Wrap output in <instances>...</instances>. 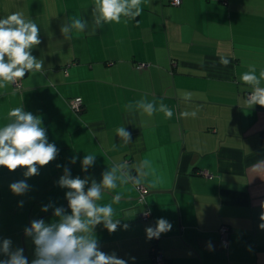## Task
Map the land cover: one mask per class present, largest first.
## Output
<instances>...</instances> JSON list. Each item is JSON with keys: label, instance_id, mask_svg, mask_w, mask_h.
Here are the masks:
<instances>
[{"label": "crops", "instance_id": "0c3cea01", "mask_svg": "<svg viewBox=\"0 0 264 264\" xmlns=\"http://www.w3.org/2000/svg\"><path fill=\"white\" fill-rule=\"evenodd\" d=\"M95 4L0 0V18L22 12L37 23L41 43L31 51L44 60V75L28 72L20 88L11 82L0 87V127L23 105L41 117L49 143L59 149L56 159L37 166L38 175L26 178L25 168L0 167V239L10 238L14 248H22V239L33 258L25 227L33 219H57L42 206L71 213L68 189L56 183L63 175L57 165L99 183L114 163L146 161L143 198L129 183L106 189L97 201L112 204L113 219L120 220L115 232L96 226L103 252H115L128 264H151L153 251L167 264H264V176L254 167L264 160V107L247 105L253 87L240 78L249 65L257 76L264 70V0H141L138 17L99 28L92 23ZM72 16L87 19L89 27L69 39L60 27ZM221 56L230 60L227 66ZM75 96L82 99L78 110L69 104ZM161 98L173 110L171 118L127 109L140 99L158 105ZM191 111H197L195 118L180 115ZM121 126L132 133L131 143L118 137ZM86 154L96 155V162L84 172ZM20 180L30 189L15 195L9 185ZM90 186L91 180L85 191ZM117 194L121 199L113 202ZM146 209L149 215L142 218ZM158 218L172 229L149 240L145 228ZM222 224L230 228L225 246Z\"/></svg>", "mask_w": 264, "mask_h": 264}, {"label": "clouds", "instance_id": "9594fccd", "mask_svg": "<svg viewBox=\"0 0 264 264\" xmlns=\"http://www.w3.org/2000/svg\"><path fill=\"white\" fill-rule=\"evenodd\" d=\"M141 0H96L92 8V23L101 27L105 23H119L122 17L135 19L142 8ZM89 27L88 20L79 17H69L61 24L60 31L65 38H71L75 32H84ZM40 28L32 18H25L22 12H13L4 18H0V87L5 82L15 83L19 78L25 77L28 72H40L44 75V60L32 55V49L41 43L39 38ZM219 62L227 66L230 60L221 56ZM241 80L252 85L253 90L246 101L249 107L260 105L264 107V70L256 74L255 65H249L248 71L241 75ZM129 112L142 110L151 116L159 111L168 118L174 112L168 105L161 102L145 99L137 100L134 104L127 105ZM11 118L7 124L0 127V167L14 171L18 167L25 168L24 176L31 177L39 174L37 166H44L56 159L59 149L53 143H49L46 129L42 126V119L25 111L23 105L13 108L9 113ZM183 117L197 116V111L183 112ZM118 137L125 144L132 142V133L125 126L116 129ZM77 157L73 156L70 163H76ZM96 162V155L86 154L81 162L82 171L87 172ZM264 160L259 161L256 167L257 174L264 176ZM63 167V175L60 176L57 185L68 189L65 198L69 214L63 206L56 207L53 204L44 205L42 212H48L51 208L53 217L51 222L44 219H33L30 225L25 227L26 237L31 238L34 244L33 258L29 260L21 247H13L10 238L0 239V264H128L125 259L119 258L115 252L105 253L100 249L98 239L95 236L97 225L103 226L111 233L120 225L119 219H113L114 208L112 204L99 205V201L106 189H116L118 185L131 183L138 189L146 182V161L129 165L127 162L113 164L102 173L99 183L90 176L81 179L80 176L72 177L68 167ZM135 170L136 175L132 172ZM91 180V186L85 191V186ZM10 191L15 195H23L30 189L25 180L13 182L9 185ZM120 195L113 197V202H119ZM23 206V201L20 202ZM264 209V201L261 202ZM264 220V212L261 214ZM125 229L128 225L123 226ZM264 229V223L259 225ZM172 229V224L165 218H158L155 226H147L145 233L147 239L159 238L162 233ZM210 250L211 244L206 245ZM131 259H135L134 257Z\"/></svg>", "mask_w": 264, "mask_h": 264}, {"label": "built area", "instance_id": "2783aa9c", "mask_svg": "<svg viewBox=\"0 0 264 264\" xmlns=\"http://www.w3.org/2000/svg\"><path fill=\"white\" fill-rule=\"evenodd\" d=\"M170 2L172 4H179L180 0H170ZM138 67H141V64H137ZM13 86L15 88H20L21 87V78L17 79L15 81V83H13ZM250 94V93H249ZM69 104L72 107V109L78 110L80 108V106L82 105V99L80 96H75L69 99ZM135 176V175H133ZM138 189V188H137ZM139 190V200L141 198H143L144 194L147 192V188L143 185L141 188L138 189ZM149 215V210L146 209L143 213H142V218H147ZM219 231H220V241L222 244L226 245L228 242V238H229V228L226 225H221L219 227ZM155 262L156 264H163L161 256L159 254H157L155 256Z\"/></svg>", "mask_w": 264, "mask_h": 264}, {"label": "trees", "instance_id": "16d2710c", "mask_svg": "<svg viewBox=\"0 0 264 264\" xmlns=\"http://www.w3.org/2000/svg\"><path fill=\"white\" fill-rule=\"evenodd\" d=\"M222 225H226L228 228H229V226L227 225V224H222ZM218 231H219V229H218ZM220 231H219V239H220ZM229 238H230V228H229ZM229 238H228V241H229ZM223 246H225L224 244H222ZM158 254V252L156 251H153V253H152V260H151V264H156V262H155V256ZM161 256V259H162V262H163V264H167V261H166V258L161 254L160 255Z\"/></svg>", "mask_w": 264, "mask_h": 264}, {"label": "rangeland", "instance_id": "374dc122", "mask_svg": "<svg viewBox=\"0 0 264 264\" xmlns=\"http://www.w3.org/2000/svg\"><path fill=\"white\" fill-rule=\"evenodd\" d=\"M29 237L25 238V242L27 243L29 241ZM19 245H22V248L24 249V254L29 258V260L32 259L30 249L28 247H25V243H23V240L21 239L19 242Z\"/></svg>", "mask_w": 264, "mask_h": 264}]
</instances>
